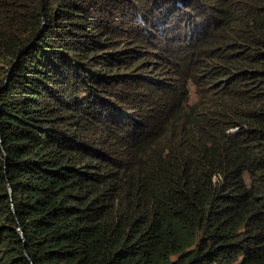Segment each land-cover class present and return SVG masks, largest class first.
I'll return each mask as SVG.
<instances>
[{"label": "trees", "instance_id": "obj_1", "mask_svg": "<svg viewBox=\"0 0 264 264\" xmlns=\"http://www.w3.org/2000/svg\"><path fill=\"white\" fill-rule=\"evenodd\" d=\"M0 68V264H264V0H0Z\"/></svg>", "mask_w": 264, "mask_h": 264}, {"label": "rangeland", "instance_id": "obj_2", "mask_svg": "<svg viewBox=\"0 0 264 264\" xmlns=\"http://www.w3.org/2000/svg\"><path fill=\"white\" fill-rule=\"evenodd\" d=\"M157 3H158V1H157ZM148 6H153V5H151L149 2ZM154 9L156 10V8H154ZM174 9H175L174 3L169 2V1L163 2L162 8L159 10H156L157 21L160 20L161 22H163L162 19H173L174 18L173 12H175ZM175 13H179V12H175ZM151 16H153V19H154L155 14H153L151 12ZM5 73H6V71H4L2 68H0V85L5 82V78L2 77ZM194 97H195V95L193 92V88H192V86H189L188 100L192 101L194 99ZM0 157L2 159L3 156L1 155ZM243 178L246 180V173H243ZM2 183L3 182H1L0 184H2Z\"/></svg>", "mask_w": 264, "mask_h": 264}, {"label": "clouds", "instance_id": "obj_3", "mask_svg": "<svg viewBox=\"0 0 264 264\" xmlns=\"http://www.w3.org/2000/svg\"><path fill=\"white\" fill-rule=\"evenodd\" d=\"M159 22H161L160 20H159ZM191 26V22H187L186 23V25H185V29H187V28H189V27ZM189 86H192L191 84H189L188 85V93H189ZM192 88H193V86H192ZM194 92V91H193ZM195 95V94H194ZM195 98V97H194ZM3 156L2 157V159H1V157H0V175L1 176H3L4 175V173L6 172V171H8V169L6 168V158H7V151H6V149H5V147L2 145V141H1V139H0V156Z\"/></svg>", "mask_w": 264, "mask_h": 264}]
</instances>
